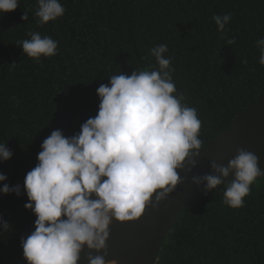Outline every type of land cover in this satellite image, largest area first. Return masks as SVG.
Segmentation results:
<instances>
[{
	"label": "trees",
	"instance_id": "16d2710c",
	"mask_svg": "<svg viewBox=\"0 0 264 264\" xmlns=\"http://www.w3.org/2000/svg\"><path fill=\"white\" fill-rule=\"evenodd\" d=\"M60 3L64 15L42 26L37 0H18L15 11L0 15V143L13 152L0 173L21 187L19 196L0 194V220L10 225L0 227V264H27L21 240L36 217L24 208L23 182L44 139L54 130L77 134L97 114V89L112 75L156 69L154 46H168L176 89L201 121L202 148L264 95L256 46L264 38V0ZM224 14L232 19L220 33L212 17ZM34 31L58 41L57 55L40 62L24 55L21 41ZM204 189L177 219L156 264H264V177L239 209L223 204V185Z\"/></svg>",
	"mask_w": 264,
	"mask_h": 264
},
{
	"label": "clouds",
	"instance_id": "9594fccd",
	"mask_svg": "<svg viewBox=\"0 0 264 264\" xmlns=\"http://www.w3.org/2000/svg\"><path fill=\"white\" fill-rule=\"evenodd\" d=\"M37 5L40 26L65 13L60 0H37ZM18 7V0H0V15ZM231 19L230 14L212 17L220 33ZM29 36L21 41L24 55L37 62L57 55L58 41L39 31ZM235 43V38L226 40L227 45ZM256 46L264 66V38ZM167 52L166 44L156 45L150 50L156 69L120 72L108 84H100L97 114L77 134L67 137L54 130L42 142L37 164L23 182L28 201L24 208L36 217L34 231L21 240L27 264H80L84 249L87 264H116L105 259L112 221H137L147 207L156 208L182 182L186 162L190 170L196 167L193 157L202 149L201 121L176 89ZM12 156L6 143H0V162ZM210 167L211 174L194 176L192 183L206 184L205 192L223 185L222 202L231 209L242 208L251 185L264 176L257 155L242 148L226 166L212 161ZM6 181L0 173V194L19 196L20 185ZM0 227L10 230L3 220Z\"/></svg>",
	"mask_w": 264,
	"mask_h": 264
},
{
	"label": "water",
	"instance_id": "95a60500",
	"mask_svg": "<svg viewBox=\"0 0 264 264\" xmlns=\"http://www.w3.org/2000/svg\"><path fill=\"white\" fill-rule=\"evenodd\" d=\"M241 148L257 155L259 167L264 172V95L238 115L215 140L203 147L197 157H193L196 161L194 169L190 170V165L185 163L183 171L180 172L182 182L156 208L147 207L137 221H112L106 242V261L115 260L116 264H156L177 219L206 187V184L199 187L193 185L192 178L211 174L212 161L226 166ZM232 179L230 176L228 181ZM87 254L88 250L84 249L80 264H87ZM99 254L104 255L103 252Z\"/></svg>",
	"mask_w": 264,
	"mask_h": 264
}]
</instances>
